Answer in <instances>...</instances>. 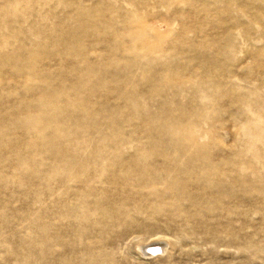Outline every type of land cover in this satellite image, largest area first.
<instances>
[{"label":"rangeland","instance_id":"374dc122","mask_svg":"<svg viewBox=\"0 0 264 264\" xmlns=\"http://www.w3.org/2000/svg\"><path fill=\"white\" fill-rule=\"evenodd\" d=\"M0 264H264V0H0Z\"/></svg>","mask_w":264,"mask_h":264},{"label":"bare ground","instance_id":"6f19581e","mask_svg":"<svg viewBox=\"0 0 264 264\" xmlns=\"http://www.w3.org/2000/svg\"><path fill=\"white\" fill-rule=\"evenodd\" d=\"M161 242H157L156 244H149L150 246H148L147 250L149 252V254H155L156 252H160L161 254L164 253L167 249V245L166 243H162L160 244ZM148 244V243H147ZM138 249V248H137ZM145 250V249H144ZM147 254V253H146ZM151 256V255H150Z\"/></svg>","mask_w":264,"mask_h":264}]
</instances>
